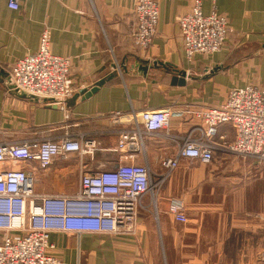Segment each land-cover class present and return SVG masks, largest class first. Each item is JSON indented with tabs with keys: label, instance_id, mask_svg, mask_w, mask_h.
Returning a JSON list of instances; mask_svg holds the SVG:
<instances>
[{
	"label": "crops",
	"instance_id": "1",
	"mask_svg": "<svg viewBox=\"0 0 264 264\" xmlns=\"http://www.w3.org/2000/svg\"><path fill=\"white\" fill-rule=\"evenodd\" d=\"M156 1L157 34L143 50L132 38L134 0H22L17 11L0 0V143L81 140L85 134L82 141L95 144L92 153L59 156L46 169L36 161L0 169L28 172L41 196L76 194L82 174L112 169L121 160L147 163L159 182L161 162L175 158L181 137L199 125L192 109L219 106L234 88L264 91V0H217V12L229 21L227 40L218 53L192 62L178 19L193 0ZM202 7L211 13L212 0H203ZM45 29L51 32V52L72 62L76 93L65 110L35 104L11 88L12 66L38 51ZM141 62L149 64L147 74L137 68ZM173 70L186 73L185 86L172 85ZM101 80L107 81L96 94L75 100ZM167 107L176 114L170 135H145L142 149L118 151L120 131L141 126L142 112ZM116 112L124 115L114 120ZM156 193L157 211L144 200L131 232L56 231L50 253L65 264H162L161 258L165 264H264V164L220 152L207 165L181 159ZM173 199L184 201L186 223L169 213ZM8 235L20 236L0 230V245Z\"/></svg>",
	"mask_w": 264,
	"mask_h": 264
},
{
	"label": "built area",
	"instance_id": "2",
	"mask_svg": "<svg viewBox=\"0 0 264 264\" xmlns=\"http://www.w3.org/2000/svg\"><path fill=\"white\" fill-rule=\"evenodd\" d=\"M22 0H8V8L19 10ZM136 28L134 44L146 50L152 43L160 19L156 0H134ZM211 13L203 11V0H193L191 10L179 17L178 26L185 56H210L221 51L230 32L228 19L217 12L212 0ZM72 62L51 52V32L45 29L38 51L18 60L11 69V88L17 93L39 97L47 105L65 110L76 89L71 81ZM199 123L181 137L175 158L161 162L164 175L158 182L146 164L119 161L112 169L82 174L79 191L73 195H39L34 179L26 171L0 169V230L18 232L8 235L0 245V264H65L50 251L53 232L118 233L131 232L144 199L155 194L160 185L178 169L181 159L210 164L215 153H229L241 159L264 164V91L255 87L234 88L216 107L192 109ZM124 114L114 113V120ZM133 114V119L134 120ZM141 126L119 132L118 151L140 150L145 135H170L175 111L167 107L140 114ZM67 118H69L67 116ZM233 136L228 141V136ZM60 138L0 143V164L36 161L48 168L55 158L92 153L94 141ZM86 147V148H85ZM154 208L157 211L155 201ZM169 213L178 223H186L185 203L173 199Z\"/></svg>",
	"mask_w": 264,
	"mask_h": 264
},
{
	"label": "water",
	"instance_id": "3",
	"mask_svg": "<svg viewBox=\"0 0 264 264\" xmlns=\"http://www.w3.org/2000/svg\"><path fill=\"white\" fill-rule=\"evenodd\" d=\"M153 66L158 67L162 66L160 63H154ZM140 71H143L145 74H147L148 70L150 69V66L147 62H141L138 67ZM167 68V66H165ZM173 77H172V85L173 86H185L186 85V78L187 75L185 72H179L177 70H173L172 72ZM114 76L109 78L108 80L112 79ZM107 80H101L98 82L96 85H94L91 88L88 89H83L81 90L76 96L75 100L81 98L82 100L89 99L91 96L96 94L99 89L104 86ZM22 98L27 99L35 104H42L45 101H42L39 97L31 95V94H26V93H18ZM54 108H57L56 106H53Z\"/></svg>",
	"mask_w": 264,
	"mask_h": 264
},
{
	"label": "rangeland",
	"instance_id": "4",
	"mask_svg": "<svg viewBox=\"0 0 264 264\" xmlns=\"http://www.w3.org/2000/svg\"><path fill=\"white\" fill-rule=\"evenodd\" d=\"M156 192H155V194H149V195H147L146 197H145V201H148L149 202V204H150V207H151V209L155 212V210H154V203H155V201H156V199H157V196H156ZM153 207V208H152ZM161 263L162 264H165V262L162 260V258H161Z\"/></svg>",
	"mask_w": 264,
	"mask_h": 264
}]
</instances>
